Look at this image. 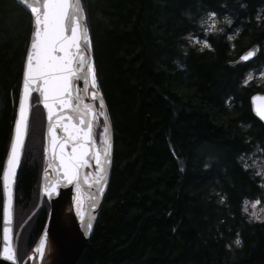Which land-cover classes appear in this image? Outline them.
Instances as JSON below:
<instances>
[{"label": "trees", "instance_id": "16d2710c", "mask_svg": "<svg viewBox=\"0 0 264 264\" xmlns=\"http://www.w3.org/2000/svg\"><path fill=\"white\" fill-rule=\"evenodd\" d=\"M81 4L97 91L111 120L113 158L101 210L76 264H264V221L242 210L244 198L260 193L242 158L264 155V126L248 101L264 88L243 83L251 67L264 64V19L255 16L264 0ZM209 11L223 28L229 16L239 33L232 42L212 34L210 48L200 50L182 37L196 32ZM31 31L29 12L16 0H0V172ZM255 44L256 57L235 63ZM43 126L40 145L27 152L24 146L15 215L29 216L37 202ZM47 212L44 202L22 229L20 261L40 238Z\"/></svg>", "mask_w": 264, "mask_h": 264}, {"label": "snow or ice", "instance_id": "6c2138e0", "mask_svg": "<svg viewBox=\"0 0 264 264\" xmlns=\"http://www.w3.org/2000/svg\"><path fill=\"white\" fill-rule=\"evenodd\" d=\"M21 3L30 10L34 19V30L31 33L30 46L26 53L23 88L19 98V111L15 120L14 134L3 168L4 244L0 250V257L10 262L16 258L15 249L11 243L12 229L10 227L12 222V184L28 130L29 97L33 87L35 86V90L41 94V103L47 110L49 123L45 135L44 152L47 159L49 149H51L52 158L49 167L56 168L59 180L67 181L69 184L73 182L78 184L80 169L94 159L96 166L93 183L99 192H103L111 150L110 138L107 136V124L102 141L103 151H101L93 139L92 118L94 111L88 106H85L86 110H82L78 104L73 107L71 102L72 79L73 77L79 78L81 73L84 74L86 81H91L93 98L98 95L94 63L88 48L89 34L87 27L82 23L85 14L80 0H21ZM214 15V12L209 13V17ZM212 24L214 26L215 21H212ZM193 39L195 38L193 37ZM202 46L210 47V44L205 39L202 41ZM252 56L253 52L249 51L241 59L248 60ZM103 107L104 101L101 98L100 108L103 109ZM66 109H71V113ZM255 111L259 119L264 121V106L257 107ZM100 115H104L103 111L100 112ZM77 120L79 123L75 122ZM57 130L63 135H59ZM69 146L71 151H68ZM207 166L205 165V167ZM60 173L63 175L60 176ZM88 175H93V173ZM54 189L55 184H51V187L45 186L42 190L51 194ZM223 199L221 197V200ZM78 215L81 221H84L83 213H78ZM86 223L88 228L92 227L91 219ZM44 243L45 241L41 239L38 248L41 254H43ZM234 243L240 245L239 235Z\"/></svg>", "mask_w": 264, "mask_h": 264}, {"label": "water", "instance_id": "95a60500", "mask_svg": "<svg viewBox=\"0 0 264 264\" xmlns=\"http://www.w3.org/2000/svg\"><path fill=\"white\" fill-rule=\"evenodd\" d=\"M19 5L21 7H23L27 12L30 13V10L27 9V7L21 3V0H16ZM31 14V13H30ZM32 17V16H31ZM33 21V28L32 31L34 30V19L32 18ZM31 31V33H32ZM30 40H31V34L29 37V41L27 44V47L30 46ZM249 51L253 52V56L250 57L248 60H242L241 57L245 56ZM258 52V46L257 45H253L249 48H247L237 59L236 62H240V61H249L250 59H252ZM22 88H23V81H22ZM22 91V89H21ZM33 94H36L40 100H42V96L41 94L35 90V86L33 87V91L29 97V105L31 103V97ZM257 98V99H253V98ZM102 98V95L98 94L97 95V100H100ZM103 99V98H102ZM104 101V99H103ZM41 105L43 106V103H41ZM249 106H250V110L252 115L264 126V121L260 120L259 117L256 115V111L255 109L259 106H264V92H255L253 94H251L249 96ZM44 108V106H43ZM45 113H46V128H45V132H44V136L47 133V129H48V117H47V110L44 108ZM19 111V105H18V110L17 113ZM29 113H30V107H29ZM103 122H104V129H105V125L107 124V136L110 138V142H111V150H110V163L107 165V177L105 180V183L103 185L104 187V191L101 192L99 199L96 201L95 203V207H93V205L88 209L85 217H84V221L81 225V227L79 228L78 226L75 225H70L69 227H64L62 225L61 222V214H62V203L64 201V199L70 194V192L72 191L75 182L69 184L67 181H63V180H58L55 182H51L50 185L47 183V176L43 170L42 174H41V181H40V188L39 191L40 193H44L47 191H43L42 189L45 186L51 187V184H55V189L53 191H51L52 195H39L38 197V203L36 205V207L34 208V212H36L37 210H39L42 200L44 197H46L50 209L48 212V218H47V222L45 225L44 230L46 229L49 233L50 238L52 239L54 245H55V252H56V264H75L77 257L79 256L86 240L89 238L92 228L94 226V223L96 221V218L98 216L100 207H101V203H102V199L105 195L106 192V188H107V184H108V179H109V174H110V168H111V162H112V154H113V137H112V126H111V120H110V116H109V112L107 109V106L104 103V107H103ZM94 115H95V109H94ZM93 121L94 118H92V129H93ZM15 126V125H14ZM58 131V130H57ZM13 134H14V130H13ZM59 134V131H58ZM60 135V134H59ZM26 136V135H25ZM46 143V142H45ZM10 150V149H9ZM23 150V148H22ZM68 151H71V147H68ZM22 153V151H21ZM49 153L51 155V149H49ZM58 163V162H57ZM17 172V169H16ZM63 174L60 173V176H62ZM15 179L16 176L14 178L13 184H12V222H11V229H12V234H13V229H14V212H13V203H14V186H15ZM3 194H4V188H3ZM1 196V201H2V206H1V210H2V220H1V237H2V241L3 240V229H4V218H3V205H4V195H0ZM91 219L92 222V227L88 228L87 227V221ZM11 234V236H12ZM17 242H18V236L15 240V243H13V247L15 249V260L14 261H7L4 258L2 260H0V264H19L18 259H17ZM24 263V262H23ZM21 263V264H23Z\"/></svg>", "mask_w": 264, "mask_h": 264}, {"label": "bare ground", "instance_id": "6f19581e", "mask_svg": "<svg viewBox=\"0 0 264 264\" xmlns=\"http://www.w3.org/2000/svg\"><path fill=\"white\" fill-rule=\"evenodd\" d=\"M82 23L85 25L84 20L82 21ZM88 48L90 51V43L88 45ZM27 49H28V47L26 48V52H25V56H24V60H23V65H22L20 88H19V94H18L16 109H15L14 120H13V124H12V129H11V135L9 138V143H8L6 155H5V158H4L2 167H1V172H0V195H4L3 194V188H4V186H3V168H4L6 160H7V155H8L9 149H10L11 139L13 136V130H14V125H15V120H16L17 110H18V105H19V98H20L21 89H22L23 71H24V66H25V61H26ZM90 54H91V52H90ZM92 91H93V89L91 88V81L90 80L86 81L84 79L83 73L79 74V78L73 77L72 87H71V97H72L71 102H72L73 107H76L78 104L79 108L82 110H86L85 106L90 107L93 111L95 109L96 117L94 115L93 118L95 117V119H96L98 117V106L100 107V100H97V96L95 98H93ZM77 97H79V100H77ZM38 100H39V98H38ZM39 105L42 107L44 117H45V124H44V132H45L46 122H47L46 121V113H45L43 106L40 103V100H39ZM31 109H32V97H31V103H30L28 128H29V121H30V117H31ZM66 111L71 113V109H66ZM75 122L79 123L78 120ZM59 134L63 135V133L60 131H59ZM27 135H28V130H27V133L25 136V142H26ZM24 146H25V143H24ZM24 146H23V150L21 153L20 162L17 165L16 177H17V173H18V169H19L21 160H22ZM51 158L52 157H51L50 153H48L47 159L45 157V161H44V171L47 175V181H49V184L51 182H55V181L59 180L56 168L49 167V162L51 161ZM95 166H96L95 161L93 159L90 161L89 164H86L83 168L80 169L79 181L81 182V184L75 183L71 193L64 199V201L62 203V214H61V222H62V225L64 227H69L70 225H75V226L81 227L82 221H81L78 213H83V215L85 216L89 207L91 205H93L99 199L101 192H99L97 190L96 185L93 183V181L95 179V175H94ZM89 173H93V175H88ZM15 183H16V179H15ZM93 197H95V199H93ZM1 206H2V201L0 202V250H2L3 244H4V242L2 241V237H1V220H2ZM33 211L24 220V222L18 228L17 231H15V226H14L13 234L11 236V243L12 244L15 243L17 236L19 238L22 229L27 225L29 220L39 210H37L34 213H33ZM13 212L15 215V199H14V203H13ZM46 222H47V220H46ZM43 231H44V232H42L43 234H41L40 238L37 240L36 244L33 246V249L30 251L27 258L23 261L24 263L22 262L23 264H56L55 245H54L52 239L50 238L48 231L46 229ZM89 238H90V236H89ZM89 238L86 240L79 256L77 257L75 264L77 263V261L81 255V253L83 252V250L87 247V243H88ZM41 239H43L45 241L43 254H41L38 251V248L40 247ZM2 259H3V257H0V260H2Z\"/></svg>", "mask_w": 264, "mask_h": 264}, {"label": "rangeland", "instance_id": "374dc122", "mask_svg": "<svg viewBox=\"0 0 264 264\" xmlns=\"http://www.w3.org/2000/svg\"><path fill=\"white\" fill-rule=\"evenodd\" d=\"M210 12L212 11H209L205 16L201 17L198 20V30L196 32L189 31L186 35L182 37L184 39H187L188 43L192 47L204 48L202 46V41L206 39L209 43L208 38L212 34L224 33L226 38L232 42L235 36H237V34L239 33V31L233 28L232 19L229 16L223 18L227 24V27L223 28L221 19L219 18V16L214 12L215 15L212 17H209ZM255 16L257 19H264V6H259L257 8ZM212 21H215L214 26L212 24ZM193 37L195 39H193ZM89 43H90V40H89ZM243 83L244 84H254L256 86L264 88V64H255L253 67H251L246 72L243 78ZM32 106L33 107L31 109V117H32L33 122L31 123L30 134L25 143V152H27L29 148H32L34 150L40 145L41 138L39 136V131L42 130V127H41L42 123L45 124V117H44L43 109L39 105L38 98L36 102L33 101ZM101 111L102 110L98 106V116L100 115ZM36 116L37 118L35 119ZM100 117L102 116L100 115L99 118ZM98 120L99 119L95 121L94 136L97 137L98 142H100L99 144L102 146L104 132L102 130L101 123ZM242 162H243V166L245 167V165H247V167L245 168L249 169V171H252L254 176L257 177L258 185L260 187V193L257 194L256 197L244 198L242 200V210L250 220L264 221V155L262 154L261 151H257V152L254 151V152L244 155L242 158ZM33 195H37V192L34 193ZM28 214L25 215V213L23 214L17 213V215H15V220H16L15 231H17L18 228L22 225L24 220L27 218ZM22 250L23 248H19L18 250L19 257L22 256L21 255ZM29 253L26 256L24 255L25 258L23 257L24 259L21 262H23L27 258Z\"/></svg>", "mask_w": 264, "mask_h": 264}, {"label": "flooded vegetation", "instance_id": "af4514ba", "mask_svg": "<svg viewBox=\"0 0 264 264\" xmlns=\"http://www.w3.org/2000/svg\"><path fill=\"white\" fill-rule=\"evenodd\" d=\"M14 195H16V193ZM37 195H40L39 191L37 192Z\"/></svg>", "mask_w": 264, "mask_h": 264}]
</instances>
